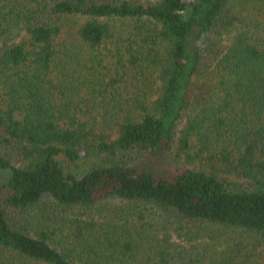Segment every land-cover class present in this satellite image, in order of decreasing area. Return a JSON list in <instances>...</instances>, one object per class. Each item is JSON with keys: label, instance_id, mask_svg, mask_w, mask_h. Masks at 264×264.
Segmentation results:
<instances>
[{"label": "trees", "instance_id": "trees-1", "mask_svg": "<svg viewBox=\"0 0 264 264\" xmlns=\"http://www.w3.org/2000/svg\"><path fill=\"white\" fill-rule=\"evenodd\" d=\"M0 264H264V0H0Z\"/></svg>", "mask_w": 264, "mask_h": 264}, {"label": "rangeland", "instance_id": "rangeland-1", "mask_svg": "<svg viewBox=\"0 0 264 264\" xmlns=\"http://www.w3.org/2000/svg\"><path fill=\"white\" fill-rule=\"evenodd\" d=\"M8 175L6 171H0V182L4 180V178Z\"/></svg>", "mask_w": 264, "mask_h": 264}]
</instances>
